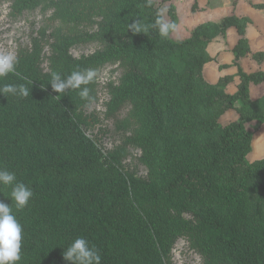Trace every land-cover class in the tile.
Returning a JSON list of instances; mask_svg holds the SVG:
<instances>
[{"label": "trees", "instance_id": "obj_1", "mask_svg": "<svg viewBox=\"0 0 264 264\" xmlns=\"http://www.w3.org/2000/svg\"><path fill=\"white\" fill-rule=\"evenodd\" d=\"M7 1L18 10L51 9L73 33L57 36L49 70L33 51L0 78V87L29 88L27 97L0 95V167L33 191L24 209L10 205L23 228L19 264H71L62 253L81 236L99 250L101 264H174L180 237L205 264H264V157L248 160L255 131L247 128L252 121L264 124V94L250 96L264 71L247 73L240 64L251 51L246 29L252 20L226 16L174 40L153 27L163 18L155 0ZM134 21L142 32L129 28ZM232 26L240 38L233 63L224 67L237 72L211 83L204 76L213 59L208 46ZM88 41L101 45L93 55L70 53ZM253 57L262 63L264 51ZM106 63L120 72L107 115L130 108L145 178L123 170L87 134L84 108L96 97L95 80L86 86L90 101L76 90L59 94L49 83L52 72L66 76ZM236 77L237 90L228 92ZM232 109L238 118L222 123Z\"/></svg>", "mask_w": 264, "mask_h": 264}, {"label": "rangeland", "instance_id": "obj_2", "mask_svg": "<svg viewBox=\"0 0 264 264\" xmlns=\"http://www.w3.org/2000/svg\"><path fill=\"white\" fill-rule=\"evenodd\" d=\"M155 1L160 7L164 20L167 22H172L173 20V14L170 8L172 6L174 7L177 20L175 22V30L171 31V37L178 40L188 35V31H190L194 25L192 20L189 19L191 16L194 18L191 8H186L188 15H182L181 22H178V9L174 6L178 0ZM225 2L228 1L213 0L212 4H214V6H211V14L214 15L215 19H219L222 15H225V13H231V3L227 7H224L223 4H225ZM249 3L254 8V13L257 15V24L251 27V34L258 35L256 32L257 28L264 31V0H250ZM194 8L193 10L192 7L194 12L200 10L198 5ZM52 15L51 9L38 7L35 9L18 10L11 1L0 0V50H9L10 48V50L14 51L17 58H20V56L24 54L32 53L33 51L40 52V68L44 71L49 70V61L47 58L51 55L54 46L57 44V36L59 37L62 34H73L69 32V25L62 24L58 20L53 19ZM184 17H187L188 20H183ZM195 21L196 20H194V22ZM184 27H187L188 30L184 29ZM56 28L58 29L56 30ZM56 31L57 35L55 33ZM215 42L212 50L216 62L213 66L217 67L223 62L221 60L223 56L224 62L231 61L234 58L235 51L233 47L235 43L234 41L230 43L226 38L219 39ZM223 44L227 45V49H225L224 52L230 53L221 54L222 51L220 49ZM100 46V43L97 41L78 43L71 47L70 53L77 59L86 58L93 55ZM254 50L251 49L247 54V61H253L252 55ZM217 69L220 71L224 70L221 73L223 76L236 72V68L230 69L223 65L218 66ZM95 71L98 74L95 80L96 97L84 108V114L87 116L88 120V126L85 130L104 155H113V157H116L120 162L121 168L127 173L136 177L145 178L148 175V167L142 161V150L132 142L135 136L136 124L128 117L130 108L122 106L121 109L113 113V115H107L111 101V90L117 84L120 73L118 65L106 63L98 66ZM246 72L249 73L250 71ZM212 75L210 71L207 76L209 79H213ZM236 81H239V79L236 78L231 85L236 86ZM263 92L264 83L254 85L250 89V96L255 97V95H260ZM238 116L236 110L232 109L221 118V122L228 124L236 120ZM247 128L255 131L252 144L253 149L248 155V160L253 162L264 157V124L252 121L247 124ZM11 190V186H8L4 191H0V201L9 206L14 202L10 198ZM184 215L186 218L196 219L191 213L186 212ZM172 261L174 264H205L206 262L203 256L191 245L186 237H180L176 241L172 250Z\"/></svg>", "mask_w": 264, "mask_h": 264}, {"label": "clouds", "instance_id": "obj_3", "mask_svg": "<svg viewBox=\"0 0 264 264\" xmlns=\"http://www.w3.org/2000/svg\"><path fill=\"white\" fill-rule=\"evenodd\" d=\"M153 27L158 30L161 37H168L174 31L176 25L165 21L161 16H157ZM134 32H142L137 21L129 25ZM18 58L14 51L0 50V78L6 77L16 70ZM98 74L93 69L73 70L70 74L62 76L59 72H52L49 83L52 89L61 94L69 90L78 91V95L90 101V90L87 85L96 80ZM27 97L29 88L24 85L5 84L0 87V95ZM0 186H11L10 198L14 201L17 209H24L33 191L22 182L16 180L14 172L0 167ZM22 225L18 221L12 207L0 201V264H19L22 260ZM63 258L71 264H101V255L95 246L91 245L85 237L75 238L62 253Z\"/></svg>", "mask_w": 264, "mask_h": 264}, {"label": "crops", "instance_id": "obj_4", "mask_svg": "<svg viewBox=\"0 0 264 264\" xmlns=\"http://www.w3.org/2000/svg\"><path fill=\"white\" fill-rule=\"evenodd\" d=\"M224 1H228V2H225V4H223L224 7H227L231 3V5H230L231 13H225V15H222L219 19H215L214 15L211 14V11H212L211 6H214V4H212L213 0H178V2L176 1V5H174V6L178 9V16H179V21L178 22H181V16L182 15H188L187 10H186L187 7L191 8L192 15L194 16V18L192 16H191V18H189L190 20H192V23H194V25L192 26L191 30L188 31L189 32L188 35L183 36L181 39H178V40H184V39L189 38L192 35L193 31L199 25H201V24H203L205 22L212 21V22L219 23V22L222 21L223 18H225L226 16H231V15H236L238 17L246 16V17H249L252 20V22L248 24V27L246 29V37H247V39L249 41L250 49H252V50L255 49L254 53L263 52L264 51V31H261V30H259L257 28L256 32H257L258 35L251 34V32H252L251 27H254V25L257 24V19H256L257 15L254 13V8L249 3L250 0H249V2H248V0H232V1L231 0H224ZM197 5L199 6L200 10L194 12L193 11L195 9L194 7H196ZM192 7H193V10H192ZM185 19H187V17H184L183 20H185ZM194 20H196V21L194 22ZM184 29L188 30L187 27H184ZM260 33H262V34H260ZM223 38L224 39L226 38L230 43L232 41H234V43H235L234 47H233V50H234V48L236 47V45H237V43L239 41L240 35L238 33L237 28L235 26H232V27H230L228 29L226 37L219 36V37L215 38L209 44L208 52H209V54L211 55V57L213 59H212V61L208 62L205 65V67H204V76L211 83H216L219 80V78L223 76V75H221V73L224 70L220 71V70L217 69V67L220 66V65H223V66L224 65H231L233 63L234 59H235V55H234V58L231 61L229 60V61L224 62V60H223L224 56H223L221 58V60L223 62L220 65H218L217 67L213 66L216 61L214 59L215 56L213 54L212 47L216 43L215 41H218L219 39H223ZM225 49H227V45L223 44V46L220 49L222 51L221 54L230 53V52H224ZM233 53H234V51H233ZM247 54L240 59V64L243 67L244 71L245 70L246 71H250L249 73L257 72L259 70H263L264 71V60H263L262 63H258L257 60L254 59V57L252 55L253 61L249 62V61H247ZM228 68H230V69L236 68V72H237V67L233 66V67H228ZM210 71L213 74L212 75L213 79H209L208 76H207L208 72L210 73ZM236 72H234L232 74H236ZM226 75H228V74H226ZM235 83H236V86L230 84L227 87V91L228 92L232 93V92H235L237 90L238 81H236ZM263 83H261V84H263ZM254 85L255 84H252L251 87L254 86ZM258 85H260V84H258ZM251 87H250V89H251ZM263 94H264V92L261 93L260 95H255V97H252V98L261 97Z\"/></svg>", "mask_w": 264, "mask_h": 264}]
</instances>
